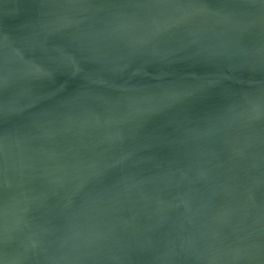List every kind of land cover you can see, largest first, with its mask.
Instances as JSON below:
<instances>
[{
  "label": "water",
  "instance_id": "1",
  "mask_svg": "<svg viewBox=\"0 0 264 264\" xmlns=\"http://www.w3.org/2000/svg\"><path fill=\"white\" fill-rule=\"evenodd\" d=\"M0 264H264V0H0Z\"/></svg>",
  "mask_w": 264,
  "mask_h": 264
}]
</instances>
